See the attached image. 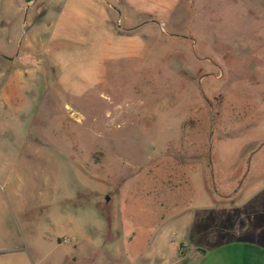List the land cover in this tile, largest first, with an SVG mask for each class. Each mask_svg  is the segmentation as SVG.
<instances>
[{
	"label": "rangeland",
	"instance_id": "1",
	"mask_svg": "<svg viewBox=\"0 0 264 264\" xmlns=\"http://www.w3.org/2000/svg\"><path fill=\"white\" fill-rule=\"evenodd\" d=\"M143 4L108 11L121 54L72 94L50 50L59 1L0 0V264L264 241V0Z\"/></svg>",
	"mask_w": 264,
	"mask_h": 264
},
{
	"label": "crops",
	"instance_id": "2",
	"mask_svg": "<svg viewBox=\"0 0 264 264\" xmlns=\"http://www.w3.org/2000/svg\"><path fill=\"white\" fill-rule=\"evenodd\" d=\"M58 1L60 7L51 25L52 58L58 67L62 88L72 94H83L100 84L107 60L121 54L115 49L114 33L108 27V11H124L125 7H119L122 2L140 9L139 5L146 7L143 2L147 0ZM77 20L80 24L75 23ZM73 29H77L78 35L71 34ZM244 224H247L245 230L251 228L249 221ZM179 264H264V241L260 237L234 236L231 241L218 243L213 248H188Z\"/></svg>",
	"mask_w": 264,
	"mask_h": 264
},
{
	"label": "water",
	"instance_id": "3",
	"mask_svg": "<svg viewBox=\"0 0 264 264\" xmlns=\"http://www.w3.org/2000/svg\"><path fill=\"white\" fill-rule=\"evenodd\" d=\"M255 145H256V142L250 144V145L247 146L246 148H248V149H250V148L253 149V147H254ZM244 150L246 151L247 149H244ZM109 198H110L109 196L106 197L107 200H109Z\"/></svg>",
	"mask_w": 264,
	"mask_h": 264
},
{
	"label": "bare ground",
	"instance_id": "4",
	"mask_svg": "<svg viewBox=\"0 0 264 264\" xmlns=\"http://www.w3.org/2000/svg\"><path fill=\"white\" fill-rule=\"evenodd\" d=\"M70 108V107H69Z\"/></svg>",
	"mask_w": 264,
	"mask_h": 264
}]
</instances>
